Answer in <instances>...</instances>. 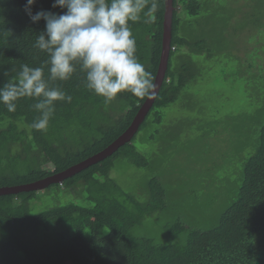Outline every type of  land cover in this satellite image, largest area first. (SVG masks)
<instances>
[{
    "label": "trees",
    "instance_id": "1",
    "mask_svg": "<svg viewBox=\"0 0 264 264\" xmlns=\"http://www.w3.org/2000/svg\"><path fill=\"white\" fill-rule=\"evenodd\" d=\"M54 2L36 0L31 11L63 14L65 10L52 7ZM26 3L0 0V87L16 82L23 64L42 67L45 79L50 75L49 57L35 47L45 22L33 23L25 12ZM157 4L154 22L145 23L142 16L141 21L130 23L136 56L154 78L161 55L164 0ZM172 5L167 70L138 131L111 156L60 183L0 196V264H264V93H260L259 105L252 107L253 113L245 114L252 119L249 126L253 128L252 137L247 138L248 154L234 172L229 170L209 181V193L215 196L189 189L194 196L175 197L161 176V161L145 159L136 147V138L146 130L150 144L158 135L167 149L176 146L187 151L181 132L163 125V110L175 104L188 110V88L197 75L194 59L208 57L219 42L209 37L208 18L194 34L192 20H186L200 15L204 9L201 2L172 0ZM49 83L72 99L56 102L46 130L32 127L40 116L33 107L36 99L21 98L15 112H8L0 103V188L62 173L101 152L126 131L146 100L124 92L106 104L86 87V74L79 66L70 79ZM220 134L223 140H218L228 151L224 156L232 152L235 165L234 155L242 148L236 139L240 135L235 129L229 133L213 130V137ZM209 135L203 130L196 139L206 143ZM123 164L160 169V175L152 173L138 192L125 191L115 175ZM189 178L195 185L196 173ZM53 189L59 194L52 193L51 207L31 213V203ZM155 218L162 227L159 241L148 231ZM60 227L61 233L51 237Z\"/></svg>",
    "mask_w": 264,
    "mask_h": 264
},
{
    "label": "rangeland",
    "instance_id": "2",
    "mask_svg": "<svg viewBox=\"0 0 264 264\" xmlns=\"http://www.w3.org/2000/svg\"><path fill=\"white\" fill-rule=\"evenodd\" d=\"M195 1L201 2L204 9L198 16L186 17L187 21L192 20L193 34L200 30L202 21L208 18L209 37L219 42L213 45L208 57L201 55L194 59L197 75L188 88L190 107L194 108L191 110L188 107L187 110L180 104H175L163 110L162 121L169 130L181 132L182 138L186 139L184 148L189 152L176 146L167 149L166 144L159 141L158 135V142L156 140L150 144V141H146L150 132L146 130H142L136 138V147L143 152L145 159L161 161V176L165 177L169 187L173 188L175 197L181 195L186 198L194 196L190 191L193 189L215 196V193H209L211 177H222L224 172H234L235 167H239L250 150L247 138L252 137L253 130L249 126L252 119L245 117V114L253 113L252 107L259 105L260 93H264V87H261L264 86V0ZM258 51L263 54H257ZM177 59L175 57L174 61ZM260 60L262 61L258 66ZM226 121H231L234 125H226ZM246 127L249 129H245ZM216 128L227 133L234 129L238 131L240 136L236 139L242 144V148L240 154L234 155L235 165L231 159L232 152L224 156L228 151L218 140H223V135L213 137L212 133ZM203 130L210 133L208 139L206 137V143L196 139ZM202 153H205V156ZM197 154L199 156H196ZM159 170L136 169L123 164L117 168L115 175L125 191L138 192L144 188L152 173L160 175ZM195 173L196 183L193 185L189 175ZM53 192L59 194L58 190L53 189L38 201L32 202L31 213L35 214L51 207L54 203ZM226 193L228 195V192ZM137 197L141 200V197ZM167 216L171 219L170 213ZM162 220H165V217L160 219ZM159 225L156 218L148 225L149 235L158 241L163 238L162 227ZM62 230L60 227L53 231L51 237L57 236ZM141 231L142 229L139 232Z\"/></svg>",
    "mask_w": 264,
    "mask_h": 264
},
{
    "label": "clouds",
    "instance_id": "3",
    "mask_svg": "<svg viewBox=\"0 0 264 264\" xmlns=\"http://www.w3.org/2000/svg\"><path fill=\"white\" fill-rule=\"evenodd\" d=\"M35 2L27 0L25 12L33 23L45 22L35 47L49 57L50 75L45 79L42 67L21 65L16 82L0 87V103L8 112L16 111L21 98H34L33 107L40 116L32 127L46 130L56 102L72 99L49 81L70 79L77 66L86 74V87L106 104L124 92L141 100L156 97L158 85L136 56L130 23L141 21L142 16L145 23L154 22L157 0H55L52 7L65 10L59 15L48 11L33 14Z\"/></svg>",
    "mask_w": 264,
    "mask_h": 264
},
{
    "label": "water",
    "instance_id": "4",
    "mask_svg": "<svg viewBox=\"0 0 264 264\" xmlns=\"http://www.w3.org/2000/svg\"><path fill=\"white\" fill-rule=\"evenodd\" d=\"M173 9L174 8L172 5V0H164V19L162 22L163 23V33H162L161 55H160L158 70H157L155 80H154V82L158 85V89H160L161 87L164 75L167 70V65H168L170 40H171V33H172ZM157 93H158V90H157ZM154 99L152 100L146 99L144 103L141 105L140 109L136 113L135 117L133 118L131 124L126 129V131L101 152L93 155L92 157L86 160H83L81 163L73 165L72 167L68 168L66 171L62 173H59V174L47 177L45 179H42V180H39L33 183H29V184L0 188V196L8 195V194H18L22 192L43 190L47 188L49 185L60 183L64 179L70 176H73L76 173L88 168L89 166L102 161L108 156H111L121 146L130 142L133 135L138 131V128L143 122L146 114L152 107Z\"/></svg>",
    "mask_w": 264,
    "mask_h": 264
}]
</instances>
